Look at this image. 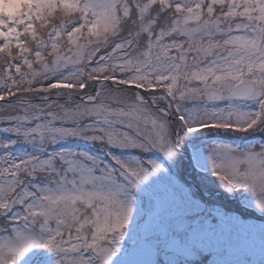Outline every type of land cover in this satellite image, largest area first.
Wrapping results in <instances>:
<instances>
[{"label": "snow or ice", "instance_id": "snow-or-ice-1", "mask_svg": "<svg viewBox=\"0 0 264 264\" xmlns=\"http://www.w3.org/2000/svg\"><path fill=\"white\" fill-rule=\"evenodd\" d=\"M14 2L0 264H264V0Z\"/></svg>", "mask_w": 264, "mask_h": 264}, {"label": "clouds", "instance_id": "clouds-1", "mask_svg": "<svg viewBox=\"0 0 264 264\" xmlns=\"http://www.w3.org/2000/svg\"><path fill=\"white\" fill-rule=\"evenodd\" d=\"M16 7L14 0H0V10L2 11H13Z\"/></svg>", "mask_w": 264, "mask_h": 264}, {"label": "water", "instance_id": "water-1", "mask_svg": "<svg viewBox=\"0 0 264 264\" xmlns=\"http://www.w3.org/2000/svg\"><path fill=\"white\" fill-rule=\"evenodd\" d=\"M144 254L142 252L138 253L136 256H133L132 259L143 258Z\"/></svg>", "mask_w": 264, "mask_h": 264}, {"label": "rangeland", "instance_id": "rangeland-1", "mask_svg": "<svg viewBox=\"0 0 264 264\" xmlns=\"http://www.w3.org/2000/svg\"><path fill=\"white\" fill-rule=\"evenodd\" d=\"M259 257L257 256V259H258Z\"/></svg>", "mask_w": 264, "mask_h": 264}]
</instances>
